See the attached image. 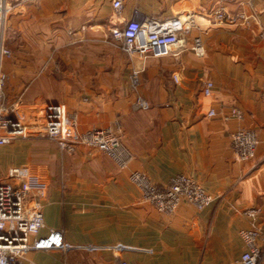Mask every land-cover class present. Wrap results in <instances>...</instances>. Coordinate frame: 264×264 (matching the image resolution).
<instances>
[{
  "label": "crops",
  "instance_id": "obj_1",
  "mask_svg": "<svg viewBox=\"0 0 264 264\" xmlns=\"http://www.w3.org/2000/svg\"><path fill=\"white\" fill-rule=\"evenodd\" d=\"M123 2L120 19L112 0H13L4 36L13 54L2 62L6 104L40 115L48 103H59L76 134L111 127L132 154L122 169L96 148L79 144L65 152L46 136L0 145L3 177L28 165L49 185L42 232L62 229L71 245L32 249L28 264H243L241 231L264 228V0ZM221 6L247 19L220 20ZM188 11L196 24L168 54L131 55L113 38L111 28L124 20ZM197 38L203 55L192 48ZM210 79L214 88L205 95ZM138 95L149 108H133ZM232 107L245 115L230 117ZM241 128L257 132L249 160L232 147V133ZM134 170L163 185L186 173L215 199L200 209L183 200L174 213H162L143 200L130 178ZM252 208L255 217L246 214ZM119 243L124 251L114 248Z\"/></svg>",
  "mask_w": 264,
  "mask_h": 264
},
{
  "label": "built area",
  "instance_id": "obj_2",
  "mask_svg": "<svg viewBox=\"0 0 264 264\" xmlns=\"http://www.w3.org/2000/svg\"><path fill=\"white\" fill-rule=\"evenodd\" d=\"M112 6L117 17L124 19L123 0H112ZM13 8V0H0V145L16 138L46 136L54 140L62 151L73 153L79 144H83L104 152L118 167H128L132 154L111 127H92L76 134L72 126L66 124L63 107L59 103H48L40 115H22L17 112L15 104H6V74L2 70V62L13 54L4 41L7 18ZM215 15L218 19L231 23L247 19L245 13H231L224 6H221ZM195 24L196 14L193 11L169 17L146 15L124 20L121 27L112 29V35L131 55H165L170 53L173 47L183 43L182 33L187 27ZM192 48L199 55L205 53L200 38L195 40ZM175 78L177 80L178 76L175 75ZM131 80L135 87L139 85L138 69L133 71ZM262 87L264 96V83ZM213 88V80H207L204 86L205 95H211ZM132 106L135 109H147L150 103L144 96L138 95ZM216 113L214 108L209 111L211 116ZM244 115L243 109L232 107L230 117ZM76 124V120H73V125ZM257 144L258 136L254 129L241 128L232 133V147L240 159L249 160L255 157ZM130 178L139 187L143 200L154 205L162 213H174L183 200L200 209L215 199L214 194L186 173L173 176L166 185L153 181L140 170L132 171ZM48 188L49 185L28 165L11 167L5 177L0 173V264H28V252L32 249H70L71 245L66 242L62 229L42 232L45 226L42 199L47 195ZM257 212L258 209L252 208L247 210L246 214L255 217ZM241 234L245 242L242 263L259 264L264 255V228L254 225L243 229ZM88 248L92 249L94 246L88 245ZM114 248L118 251L125 250V246L120 243L114 245ZM119 264L129 263L123 259Z\"/></svg>",
  "mask_w": 264,
  "mask_h": 264
},
{
  "label": "rangeland",
  "instance_id": "obj_3",
  "mask_svg": "<svg viewBox=\"0 0 264 264\" xmlns=\"http://www.w3.org/2000/svg\"><path fill=\"white\" fill-rule=\"evenodd\" d=\"M114 27H112L111 28V30L113 29ZM6 31H7V29H6ZM6 84H7V77H6V82H5V86H4V88H6ZM4 91H5V89H4ZM12 104H15V102H10L9 103V105H12ZM50 140H52V139H50ZM52 141H54V140H52ZM55 142V141H54Z\"/></svg>",
  "mask_w": 264,
  "mask_h": 264
}]
</instances>
